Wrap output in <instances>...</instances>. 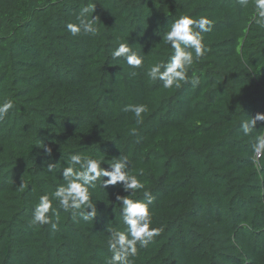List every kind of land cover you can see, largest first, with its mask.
<instances>
[{"label":"trees","instance_id":"obj_1","mask_svg":"<svg viewBox=\"0 0 264 264\" xmlns=\"http://www.w3.org/2000/svg\"><path fill=\"white\" fill-rule=\"evenodd\" d=\"M89 5L98 31L73 37L66 24ZM252 13L237 0H0V103H14L0 121V264H108L109 232L126 229L120 184L90 189L94 219L53 201L57 229L31 224L40 195L66 183L69 153L106 169L127 156L154 198L161 231L132 264H264V158L252 162L264 122L249 136L240 127L264 113V27ZM183 14L213 21L188 72L200 84L164 89L147 72L171 55L162 35ZM128 42L140 68L111 57ZM130 104L147 105L142 122Z\"/></svg>","mask_w":264,"mask_h":264},{"label":"clouds","instance_id":"obj_2","mask_svg":"<svg viewBox=\"0 0 264 264\" xmlns=\"http://www.w3.org/2000/svg\"><path fill=\"white\" fill-rule=\"evenodd\" d=\"M242 8H247L251 3L253 13L251 23L264 27V0H237ZM96 6L89 5L82 9L77 17L78 23H67L66 31L73 37L83 34L95 35L98 31V17L87 18V13ZM213 21L205 15L198 18L192 14H183L174 19L162 40L171 49V55L166 59L152 65L147 72L152 81H162L164 89L180 88L181 82L191 83L193 87L200 84L199 77L193 72L189 77L188 72L192 65L208 51L204 44V33L211 31ZM112 59L123 58L132 68H140L144 63V57L134 52L129 42L119 43L118 47L111 51ZM14 107L11 99L0 103V121L9 114ZM134 114L137 123L142 122L143 114L147 111L145 104H130L124 109ZM264 122V113H257L254 117L242 121L240 127L245 136H249L256 129L257 122ZM253 164L259 165L264 158V133L254 137L252 145ZM51 148L45 147V154L51 156ZM67 166L63 167L62 177L65 184L56 187L55 191L40 195L36 204L31 224L33 226L51 225L53 230L58 227V213L53 206V201L66 212L75 214L80 212L84 221L94 219L97 216V207L91 198L90 189H95L97 182L106 189L108 186L120 184L126 195H116V203H119L124 231L111 230L107 241L108 249L112 253L108 264H132L129 257H135L138 253V245L145 248L160 234L161 229L152 227L153 204L151 193L145 189V184L136 175L131 174L130 161L127 156H119L109 165V169L102 167L101 160L80 153H69ZM56 164L47 165L48 172H53ZM78 166V167H77ZM107 177L108 179H103ZM22 187H27L23 184ZM144 191V199H132L137 191ZM91 209V211H89ZM51 213V215L49 214ZM53 216L57 222H53Z\"/></svg>","mask_w":264,"mask_h":264}]
</instances>
